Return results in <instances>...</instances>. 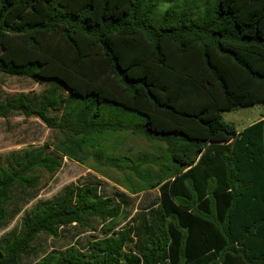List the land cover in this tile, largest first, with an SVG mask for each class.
<instances>
[{
  "label": "trees",
  "instance_id": "obj_1",
  "mask_svg": "<svg viewBox=\"0 0 264 264\" xmlns=\"http://www.w3.org/2000/svg\"><path fill=\"white\" fill-rule=\"evenodd\" d=\"M160 8L0 0V77L47 85L0 96V118H38L60 135L0 164V229L65 159L133 170L131 194L159 192L125 225V193L103 196L98 181L69 185L0 239V264H21L40 236L58 239L69 227L90 233L86 247L53 249L36 264H264V120L239 131L223 117L264 107V0ZM123 133L165 143L167 163L142 170L104 158L107 138Z\"/></svg>",
  "mask_w": 264,
  "mask_h": 264
},
{
  "label": "rangeland",
  "instance_id": "obj_2",
  "mask_svg": "<svg viewBox=\"0 0 264 264\" xmlns=\"http://www.w3.org/2000/svg\"><path fill=\"white\" fill-rule=\"evenodd\" d=\"M160 1V10L164 14L178 0H157ZM212 0H202V3ZM47 85L37 84L28 77H0V96L14 95L21 92L41 93ZM264 116V107L257 104L255 106L235 109L232 112L223 113L224 119L233 124L239 131L244 130L250 125L258 122ZM60 137L56 131L49 129L40 119H25L20 115H13L8 119L0 118V164L14 152H20L24 149H31L42 146L48 142H57ZM166 144L159 141H148L141 137H135L129 133L109 136L106 141V153L104 158H113L120 160V164L125 166L126 158L128 164H141L142 170L150 168L157 170V165L166 164ZM147 162L142 163L145 157ZM133 175V170L117 169L111 167L108 162H99L93 158L80 164L68 159L64 160L60 171L51 177L42 173V181L38 187L39 193L35 199H31L22 211L8 225L0 229V239L9 240L14 231H19L21 222L26 214H30L32 209L50 201L59 198L65 188L69 185H80L83 183L98 181L103 196H118L117 192L125 193L129 197L130 205L128 207L129 218L125 225L133 223L135 215L145 209L146 205L151 204L154 199L159 198L158 190H151L139 195H133L127 189L125 178ZM132 177V176H131ZM126 183V184H124ZM27 198L24 197V200ZM120 202L122 200H119ZM81 229L69 227L62 231L58 239L40 236L35 242L38 252H32L24 258L21 264H36L38 259L53 249H65L71 244H76L80 248L86 247L90 233L80 234ZM78 237V238H77ZM79 242V244H77Z\"/></svg>",
  "mask_w": 264,
  "mask_h": 264
},
{
  "label": "crops",
  "instance_id": "obj_3",
  "mask_svg": "<svg viewBox=\"0 0 264 264\" xmlns=\"http://www.w3.org/2000/svg\"><path fill=\"white\" fill-rule=\"evenodd\" d=\"M262 120H264V116L262 117ZM155 190H157V189H155ZM148 192V191H147ZM144 193H146V192H144ZM127 195V194H126ZM139 195V194H138ZM128 196V195H127Z\"/></svg>",
  "mask_w": 264,
  "mask_h": 264
}]
</instances>
